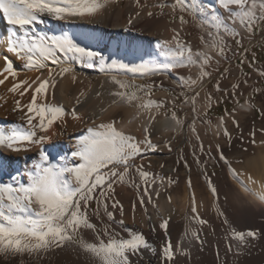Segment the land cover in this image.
<instances>
[{
  "label": "snow or ice",
  "instance_id": "1",
  "mask_svg": "<svg viewBox=\"0 0 264 264\" xmlns=\"http://www.w3.org/2000/svg\"><path fill=\"white\" fill-rule=\"evenodd\" d=\"M111 2L113 0H0V13L12 28L8 36L0 41L5 44V51L23 61L25 69L29 71L44 69L48 71L47 79L37 78L31 82L24 80L14 83L9 89L12 93L19 90L20 96L26 95L29 91L32 92L30 101L26 105H21L19 100L16 101L17 110L26 109L28 127L23 131L16 126L9 130L0 128V147L16 153L29 151L31 147L40 149L39 161L25 173L26 185L19 187L12 184L0 185V258L8 264H41L50 255L62 254L68 249H79L87 255L90 264H135L133 258L142 259L145 251L156 257L158 264H174L177 252L186 257L189 256V252L182 247L184 240H187L189 236L201 245L205 243L201 239L200 229L209 221L197 214L194 198L191 208L194 214L192 221L200 227L195 230L186 229L184 237L175 245L168 237V219H164L159 225L165 233V240L160 245L159 251L142 232L128 229L126 235L122 237L115 230L117 222L114 212L108 210V201L114 196L117 185L128 183L136 186L133 173L140 177L144 186L143 194L139 196L141 207H145V197L148 203H152L149 188L155 184V177L144 170L143 164L135 163L143 151L148 149L155 151L157 148L151 140L150 126L144 127L142 140L120 130L115 119L89 127L86 134L76 138L74 150L70 152L66 160L61 158L64 162L60 164L50 162L49 155L44 150L43 145L51 139L47 133L66 114L62 106L48 103L47 90L49 87L55 88V83L50 84V81H55L57 77L62 79L66 74L73 72L71 66H64L67 60L98 58L103 63L105 58L96 51L78 46L67 35L34 34L32 26L42 22L43 17L62 22L72 18L95 17L102 13ZM136 3L138 7H147V4L141 5V0H136ZM218 5L228 14L227 21L211 22L207 40L203 36L200 39L206 47L216 51L217 55L223 56L228 47L224 36L236 38L240 35L232 26L233 24L238 23L247 33L252 34L257 24L264 23V0H260L259 6L254 0L252 3H249V0H218ZM153 7L159 9L161 15L165 8H170L172 13L178 10L181 13L179 16L181 25L186 23L183 13H191L198 17L206 12L214 11L212 8L205 9L199 4V0H174L171 4L161 0ZM140 15L141 12L137 11L136 16ZM147 15L153 17L154 13L148 11ZM236 17L239 19L236 20ZM128 23L131 25L132 19H129ZM157 46L163 50L165 57L178 58L181 62L180 66H195L200 69L195 80L187 81L190 86L195 87L209 75L207 68L212 63L213 57L204 52L194 53L187 44L182 42L178 31L173 30L171 41H162ZM0 59L4 61V67L0 70V77H3L0 79V85H3L9 77L15 78L17 72L9 56L0 55ZM185 60L187 63H184ZM49 64L56 68L49 67ZM112 67L131 73L134 77H147L159 72L157 67L146 62L136 66L113 63ZM167 67L171 70L177 65L169 64ZM72 79L75 81V76ZM110 82L118 89L110 93L116 98L113 103L118 100L131 106L139 102L136 106L146 111L164 106L163 102L144 100L139 95L143 93L144 97L151 96V86L130 83L127 80L117 79L116 76H113ZM33 84L36 85L34 88ZM216 87L219 90V85ZM80 95L83 96L84 93ZM198 96L199 92L192 99L193 111H195V100ZM206 99L210 102L211 95L209 94ZM185 102L187 103V99ZM79 103L77 98V105ZM71 117L73 120H81L77 108L72 109ZM154 118V116L150 117V121ZM170 118L180 123L175 112ZM193 132H195L194 125ZM224 134L228 135L226 131ZM220 160L229 164L222 150ZM229 172L246 192L259 203L264 204V192H254L231 169L230 164ZM249 181L255 183L250 177ZM172 182L169 180V183ZM206 182L211 197L218 199V188L207 177ZM188 185L191 187V179ZM156 195L158 198L159 193L157 192ZM170 199L169 197V201ZM93 204L96 205L94 209L91 208ZM111 207H119L121 216L123 215V206L119 201L112 200ZM216 211L219 216L225 217L223 223L227 224L226 214L218 205ZM93 218L98 223L93 222ZM118 224L120 228H123L124 220L120 219ZM152 231H155L154 227ZM89 234L94 236V241L87 239ZM257 237L258 232L255 230L233 229L227 238L236 242L235 255H239L240 250L246 248L250 241ZM232 250V244L229 243L228 251ZM217 259H219V251H217Z\"/></svg>",
  "mask_w": 264,
  "mask_h": 264
},
{
  "label": "bare ground",
  "instance_id": "2",
  "mask_svg": "<svg viewBox=\"0 0 264 264\" xmlns=\"http://www.w3.org/2000/svg\"><path fill=\"white\" fill-rule=\"evenodd\" d=\"M172 1L174 2V0ZM143 4H147V7H138L136 0H113V2L106 6L102 13L95 17L86 16L83 18H72L66 22L55 21L50 17H43L42 22L32 26L34 34L38 33L44 36L67 35L80 47H84L88 50H91L92 47L96 48L97 52L105 58L103 63H101L98 58L96 60H67L64 66H71L73 72L66 74L62 79L57 77L55 81H50V84L53 82L55 83V88L49 87L47 90L48 103L62 106L66 113L62 119L58 120L52 126L47 133L51 139L48 143L43 145L44 150L49 155L50 162L56 164L63 163L64 161H62L61 158H65L66 160L70 152L74 150L76 138L86 134V130L89 127H95L101 122H109L112 119H116V117L119 118L117 115L121 112L124 118L117 123V127L125 133L134 135L140 140L144 137V127L150 126L151 138L158 137L159 135H172L173 133L178 135L186 129H184L185 125L179 113H175L177 119L180 121V123H177L170 118L171 114L163 113L157 109H152L151 111L139 109L136 106V103L139 102L131 106L123 104L118 100L116 103H113L116 98L110 95L111 92L118 90L117 87L110 82L113 76H116V78L120 80L130 79L134 83H142L146 78L152 79L153 77L158 78V76H164V78H170L172 84L179 87V89L183 88L188 90L193 87L190 86L187 81L189 79L195 80L199 75L200 69L198 67L180 66L181 62L178 58L174 60L170 59L172 57H165L163 55V50L157 46L159 44L158 41H171L173 30L178 31L181 35L186 28L184 24L181 25L178 23L176 26L170 27L165 20H159L156 17V7H153V5L156 4L155 0H141V5ZM199 4L205 9H214L213 12H206L198 17L189 13V16L193 20H198L196 24L198 30L205 36V40H207L210 23L221 22L223 16H221V12L219 14V7L217 8L213 0H199ZM144 9H150V11L154 13V16L149 17L147 15L148 10L146 12ZM137 11L141 12L139 17L136 16ZM143 11L145 12L143 13ZM128 13L131 15L126 18L125 16L128 15ZM145 17L149 18V22L146 25L143 23ZM217 17H219V20H217ZM129 19H132L131 25L128 23ZM232 26L235 27L239 34L247 37L251 36V34L247 33L238 23ZM11 31V26L7 24L2 13H0V41L4 40ZM77 38H79V40H76ZM232 38L231 36H224L226 42H229ZM255 43V41H251L249 46ZM204 47L202 52L216 57V51L210 47ZM0 55L9 56L17 72L15 78L9 77L3 85H0V128L9 130L16 126L23 131L28 127L25 115L26 109L24 111L17 110L16 101L19 100L21 105H26L30 101L32 92L29 91L26 95L20 96L19 90L16 93H12L9 89L14 83L24 80L31 82L35 81L37 78L40 80L47 79L48 71L47 69L43 71H29L25 69L24 62L7 53L5 51V44L3 43H0ZM61 59H63V57H61ZM214 61L216 60L214 59ZM142 62L150 63L157 67L159 72L147 77H134L131 73L126 75L122 73L119 68L112 67L113 63L117 65L125 64L136 66ZM184 63H187V61L185 60ZM169 64H176L177 67L169 70L167 67ZM3 67L4 61L0 59V70H2ZM49 67L56 68V66L51 64H49ZM214 68L215 67H213V69ZM181 71H184V73L186 72L187 75L189 74L187 79L182 80L179 79L180 77L178 79L174 77ZM73 76H75V81L72 79ZM0 79H3V77H0ZM209 80V76H206L196 85L198 88L197 91L200 92L195 100L196 108H202L205 104H203V100L207 95L206 90L208 84H210ZM35 86L36 85L33 84V88ZM81 93H84V95L81 96ZM142 97L144 100L148 99L147 97ZM77 98H79L80 101L79 105H77ZM157 99L167 100L169 104H173L176 100L175 97L169 98L166 92L156 93L151 100L156 102ZM186 99L187 103L185 102L182 107L185 111H188L193 106V98L188 97ZM206 100L207 99H205V101ZM209 104L211 105V101ZM74 107L78 109V114L81 116V120L79 121L73 120L71 117V111ZM238 110L246 114L252 113L251 104L248 102L242 103ZM152 116L155 118L150 121V117ZM93 121H95V123H93ZM225 121L223 116L218 117L216 124L211 126L213 136L218 138L222 135ZM195 126L198 129L199 124L194 122V127ZM175 137L176 136H174V138ZM151 140L152 143L157 146L156 150H159L158 144L160 139L158 141L154 140V142L153 139ZM258 146H260L259 151L257 149V153L259 152V154L251 158H247V154L242 164H232L231 169L235 171L240 179L247 184L248 187L252 188L254 192L262 193L264 192V141ZM39 150V147H31L29 151L16 153L7 148L0 147V185L12 184L15 187L26 185L27 177L25 173L39 161ZM146 151L154 152L150 149ZM13 177L16 179L13 180ZM230 177L233 181L232 186L235 190V194L234 197L228 201V211L225 212L228 220L227 224L223 223L225 217L219 216L216 211V206H220L217 199H213L212 197L207 199L204 196L205 200L201 202L200 195H202V192L195 186V183L188 197H186V195L183 197L181 194L178 196L177 194L175 197L173 196L170 201L169 198L168 200H164L163 198L159 202L158 211L154 210L153 205L156 204L157 192L159 195L164 196L167 192L166 194L163 193L171 188L170 184H165L161 182L160 179L159 182H155L149 189L152 195V203H150L151 209H148L149 211H147L145 215L142 214V219L140 218L142 220V225L127 221V219L126 221L130 223H124V227H119V229L123 232H127L128 229L136 231L142 226L143 229L148 232L146 235L148 240L156 246L159 251L160 245L165 240V233L160 229L159 225L164 219H168V237L173 245H175L184 237L186 229L195 230L200 227L192 221V216L194 214L191 208L194 198L197 214L200 216L202 215L201 213L208 212L206 211L207 207L208 209L211 207L213 208L212 218L214 221L208 227L204 225L200 229L201 239L205 241L203 245L199 244L196 240H192L190 236L187 240H184L182 247L189 252V256L186 257L177 252L174 264H264V204L259 203L257 199L246 192L241 185L233 179L231 174ZM249 177L252 181H255V183H251ZM167 183H169V181ZM204 197H202V200ZM145 201L147 204V197H145ZM186 212L189 213L192 224L186 223L183 225ZM149 217L151 219H149ZM123 220L125 219L123 218ZM137 222L139 223L140 221ZM175 222H177V226L174 225ZM152 227L155 228L154 232L152 231ZM233 229L237 231L252 229L258 232L257 239L250 241L246 248L240 250L239 255H235L237 251L236 242L230 241L227 238ZM189 240H191V243H189ZM229 243L232 244L233 250L231 252L228 251ZM217 251H219V259H217ZM133 259L135 264H158L157 258L153 257L147 251H145L142 259ZM0 264H8V262L0 258ZM41 264H90V260L87 255L82 253L79 249H68L62 254L50 255L49 258L43 260Z\"/></svg>",
  "mask_w": 264,
  "mask_h": 264
},
{
  "label": "rangeland",
  "instance_id": "3",
  "mask_svg": "<svg viewBox=\"0 0 264 264\" xmlns=\"http://www.w3.org/2000/svg\"><path fill=\"white\" fill-rule=\"evenodd\" d=\"M159 2H161V0H155L156 4ZM166 2L168 4H171L173 1L166 0ZM252 2L253 0H249V3ZM254 2L257 3L258 0H254ZM147 10L150 11V9ZM147 10L145 11L147 12ZM156 10V17L159 20H165L168 26L174 27L178 23H180L179 16L181 15V13L178 10L176 13H172V10L170 8H165L163 10V15H161L159 9L156 8ZM145 11H143V13ZM130 15L131 14L128 13V15H126L125 17L128 18V16ZM183 15L186 21V23L184 24L186 28L185 31L180 35L182 42L187 44L194 53L197 51L202 52L204 50L203 48H205V45L200 38L201 36H203L205 39V36L202 35L198 30V26L196 25L198 20H193L187 12L183 13ZM227 19V17H224L223 21H227ZM148 22L149 18L145 17L143 23L146 25ZM250 37L240 34L239 37L232 38V40L227 42V45L231 43L232 45L227 47V49L225 50V55L218 56L216 54L217 58L214 56L212 60L214 64L211 63L210 67L207 68L208 73L210 72L208 75L210 84H208L206 92L212 89L217 90L216 86L219 85V90H217L216 94L220 96L222 104L224 99H232L231 103L229 102L224 106L216 108L214 106L215 104L211 103L210 105L208 100L205 101L206 96H208L206 95L203 100V104H205L202 108L195 107V111H193L192 106L190 110L185 111L182 107L185 103L184 100L188 97L193 98L195 94L199 92L197 91V86L188 90H185L183 88L179 89V87H176L172 84L170 78H164V76H158V78L153 77L152 79L146 78L142 81V83H135L138 85L151 86V96H147L148 99H153L154 95L160 92H166L169 98L175 97L176 100L173 104H169L167 100L157 99L156 102H163L164 105L157 110L166 114H172L173 112L179 113L180 117H182L181 120L185 125L184 129L186 128L182 133H180L181 135H175L173 133L172 135L169 134L167 136L159 135L158 137H152L151 139H153V142L154 140L158 141L160 139L158 144L159 150L157 149L158 151L156 150L154 152L145 150L142 155L139 156L135 161L137 165L143 164L144 170L155 177V182H159L160 179L163 178V183L171 185V188L167 189L165 193H163L166 194L167 192V194L164 195L165 197L163 195H159L158 198H156V204L155 207H153L154 210L158 211L159 202L163 198L164 200H168L169 197L173 198V196L175 197L177 194L178 196H180L181 194L183 197H185V195L186 197H188V194H190L194 183L195 186L202 192V195H200V201L204 202L205 197L209 199L211 195L207 190V177L218 188L217 201L220 203L219 208L221 209V211H223V209L224 212L228 211V201H230L234 197L235 190L232 186L233 181L230 177L228 164H225L224 161L220 160V151H223V155L227 158L228 162L231 164L230 166L232 167V164H242L247 154L249 155L246 156L247 158L255 157L256 154H259V152L257 153V149L259 151L260 148V146L258 145H260L261 142L264 141V74H262L264 73V65L256 69L255 73L252 76L247 77V81H249L250 87L244 89H235L234 86H236L238 79L235 78V73L232 70L234 64L232 63L231 59H229V57L232 56L230 51L233 47H237V45L241 44L242 42L243 44L248 46L250 45L251 41L256 42L255 39ZM158 43L160 42L158 41ZM170 59L177 60V58L173 57ZM214 59L216 61H214ZM213 67L215 68L213 69ZM122 73H125L126 75L129 74L126 72ZM176 76H174L176 79L180 77L179 79L185 80L188 78L189 74L187 75L186 72L184 73V71H181ZM127 81H129L130 83L132 82V80L130 79H128ZM236 94L238 96L237 101L235 99ZM139 95L143 96V93H139ZM246 102L251 104L252 113L246 114L238 110L239 106L242 103ZM210 108H215L216 110L211 113V110H209ZM121 113L117 115L119 118L116 117L115 119L117 122L124 118L123 113ZM220 116H223L226 121L224 122L225 126L223 127L222 135L217 138L213 136L211 126L216 124L217 119ZM194 122L199 124L198 129L195 126V132H193ZM225 131L228 133L227 136L224 134ZM174 136L176 137L174 138ZM133 178L135 179L136 186H131L128 183L124 185H117L114 196L108 201V210L114 212L115 218L117 219L115 230L118 231L122 237L126 235V232H123L119 229L120 226L118 224V219L124 218V221L128 219L127 221L142 225V214L145 215L147 211L151 209V204H146V201L145 207H141L139 203V196L143 194V182L135 173H133ZM189 179H191V187L188 186ZM169 180L173 182L167 183ZM125 187L127 190L125 189ZM202 197H204L203 200ZM115 199L119 201V203L123 206L122 216L121 209L119 207H111L112 200ZM133 205H135V209H133ZM95 207V204L91 205L92 209H94ZM101 211L103 212V209H101ZM206 211L208 212L201 213L202 215H200V217L209 221V223L205 225L206 227H208L214 221L212 218L213 208L209 207L208 209L207 207ZM104 219H106V217H104ZM136 220L140 222L138 223ZM127 221L124 223L129 224L130 222ZM93 222H97L95 221V218H93ZM186 223L192 224L189 213L187 212L183 225H185ZM176 224L177 222H175L174 225L177 226L178 224ZM136 231H142V233L144 232L145 236L148 234L147 230L143 229L142 226L139 230ZM87 239L89 241H94V236L89 234L87 236Z\"/></svg>",
  "mask_w": 264,
  "mask_h": 264
},
{
  "label": "crops",
  "instance_id": "4",
  "mask_svg": "<svg viewBox=\"0 0 264 264\" xmlns=\"http://www.w3.org/2000/svg\"><path fill=\"white\" fill-rule=\"evenodd\" d=\"M213 1H215L218 8L219 7L218 0H213ZM259 4H260V0H258L256 5L259 6ZM218 10H219V14L221 12V16H223V18L224 17L228 18V14L224 12L220 7L218 8ZM236 19L239 18L236 17ZM251 37L256 40V43L254 45L248 46L243 44L242 42L241 44L237 45V47H233L230 51L232 56H230L229 59H231L232 63L234 64L232 70L235 73V78L238 79V82L236 83V87H234L235 89H244L250 87L249 81H247V77L252 76L255 73L256 69L264 65V23H260L256 25L254 32L251 34ZM231 45L232 43L229 44L228 46ZM216 92H217L216 89H212L206 92L207 95L209 94L211 95L212 97L211 103L213 102L212 104H215L214 106L216 108L224 106L229 102L231 103L232 99L229 100L224 99L222 104L220 96H218ZM237 98L238 96L236 94L235 96L236 101ZM209 110H211V113H213L214 110L216 109L210 108Z\"/></svg>",
  "mask_w": 264,
  "mask_h": 264
}]
</instances>
